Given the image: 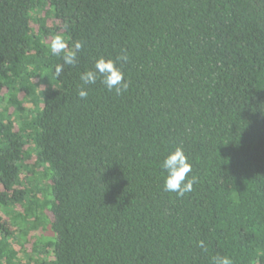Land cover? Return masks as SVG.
Listing matches in <instances>:
<instances>
[{"label": "trees", "instance_id": "1", "mask_svg": "<svg viewBox=\"0 0 264 264\" xmlns=\"http://www.w3.org/2000/svg\"><path fill=\"white\" fill-rule=\"evenodd\" d=\"M56 34L84 44L59 77ZM120 55L127 91L81 99ZM178 146L182 197L163 188ZM217 255L264 264V0H0V264Z\"/></svg>", "mask_w": 264, "mask_h": 264}, {"label": "clouds", "instance_id": "2", "mask_svg": "<svg viewBox=\"0 0 264 264\" xmlns=\"http://www.w3.org/2000/svg\"><path fill=\"white\" fill-rule=\"evenodd\" d=\"M84 44L82 41H73L71 46L67 42V38L61 34H56L52 37L49 44L50 51L53 55L64 53L62 60L63 64L55 66V75L59 77L63 71L64 65H75L77 62V54L82 50ZM127 56H117L115 60L98 57L94 61V68L86 70L80 74L81 85L77 89V95L84 99L88 96L87 86L95 84L97 79L108 91H115L117 95L122 91H127L128 81L124 78V73L117 64L126 62ZM162 168L166 175L164 176L163 188L167 192H173L177 197H182L186 193L193 190V185L198 182L196 176L189 177L188 174L192 171V165L184 152L183 147L178 146L167 154L162 162ZM198 247L207 251V246L204 241H197ZM212 264H232V260L224 255H217L212 258Z\"/></svg>", "mask_w": 264, "mask_h": 264}, {"label": "rangeland", "instance_id": "3", "mask_svg": "<svg viewBox=\"0 0 264 264\" xmlns=\"http://www.w3.org/2000/svg\"><path fill=\"white\" fill-rule=\"evenodd\" d=\"M18 209H19V207H18ZM21 209V208H20Z\"/></svg>", "mask_w": 264, "mask_h": 264}]
</instances>
